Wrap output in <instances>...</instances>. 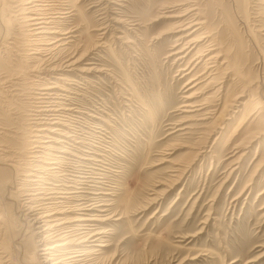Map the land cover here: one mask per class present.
Here are the masks:
<instances>
[{
    "label": "rangeland",
    "instance_id": "obj_1",
    "mask_svg": "<svg viewBox=\"0 0 264 264\" xmlns=\"http://www.w3.org/2000/svg\"><path fill=\"white\" fill-rule=\"evenodd\" d=\"M9 1L0 0L5 16L0 32V180L9 187L22 182L20 174L35 159L32 114L45 116L46 111L36 110L54 107L61 128L74 137L71 144L51 143L65 145L67 154L45 151L61 154L62 168L70 174H89L97 167L93 174L99 178L84 185L80 202L111 204L110 218L97 224L107 244L98 264H264V164L259 166L264 136L246 150L234 149L245 129L256 126L264 114V106L256 107L260 99L264 102V0H193L195 12L205 21L195 34L209 33L232 61L228 71L221 68L217 81L207 84L206 66L195 60L196 48L183 59L179 57L185 52L174 54L182 45L176 38L185 31L171 32L175 19L166 11L175 8L177 0H104L101 6L82 0L77 5L81 13L69 20L75 30L70 45L80 55L94 43L80 63L82 68L90 61L98 71L91 73L49 70L60 69L64 62L58 59L71 51L54 54L57 62L36 64L29 34L20 19L10 15ZM187 71L206 74L200 76L204 82L199 89L189 90L195 82L185 85L191 77ZM60 72L67 80L55 78ZM220 81L221 95L242 93L231 107L228 126L207 138L196 132L181 135L175 124L186 123L189 113L180 106L191 99L217 104ZM55 82L58 97L36 98L45 91L38 88ZM241 102L248 103V113L258 112L233 138L244 113ZM242 152L246 155L239 159V169L230 174ZM86 155L100 161L85 167L84 159L76 156ZM6 158L18 168H8L5 163L12 161ZM173 163L191 167L183 175L175 172ZM9 187L0 191V240H9L0 264H50L42 262L43 243L22 216L29 209V191Z\"/></svg>",
    "mask_w": 264,
    "mask_h": 264
},
{
    "label": "bare ground",
    "instance_id": "obj_2",
    "mask_svg": "<svg viewBox=\"0 0 264 264\" xmlns=\"http://www.w3.org/2000/svg\"><path fill=\"white\" fill-rule=\"evenodd\" d=\"M81 1L82 0H76V3H72L73 0H10L9 1L8 6L11 8L10 15L12 17H15L16 19L19 18L22 25L26 28V31L29 34L30 38L28 41L30 43V47H31L30 49H32L31 50L32 52L30 53L33 54L32 59L36 60L35 62L36 64L40 62H44V63L57 62V59L54 58L55 55L57 56V54L61 55L66 53L67 51H71L67 55L63 56L61 59L60 58L58 59L59 62H64V64L60 66L61 67L60 69H56V67H54V68H49V70L50 69H52V71L77 70V71H82L83 73H91L96 71V68H94L91 65L92 63L90 61L88 63H85L86 65L82 66V68L80 67L81 66L80 63L83 62V60H86L85 56L88 55V50L91 47H94V43H91V45H89L87 49L84 50L80 55H78L79 54L78 51L74 53V50L70 45L71 42L73 41L71 39L75 37L74 35L75 30L73 29V27L68 26V24L72 15L78 14L77 11L81 13V9H78L77 7V5L81 3ZM177 1L178 4L172 6L175 8L166 11L167 17H172L173 19H175L174 25L172 26L173 29L171 32L185 31V33L180 34L176 38L177 43L182 41V45L180 49H178V51L174 52V54L185 52L184 54H182V56L179 57L180 59H183L185 58L186 54L189 51L192 52L196 48L198 55L197 57H195V60L203 61V63L206 66L205 68L206 71L204 70V73L207 72V76L205 77L207 78L206 80L208 79L209 80L205 84L210 83L212 80L217 81V77H216V73H218L217 71L220 70L221 68L223 71H228L231 65L230 62L232 61L228 57H225V55L220 51V49H217L216 43L214 40L210 39L211 35L209 33L200 32L198 33V36L195 34L198 31L202 30L205 24V21H201L202 18L199 17L200 13L195 12L197 8L195 6L196 3H192L193 0H177ZM95 2H97L98 6H101L104 0H95ZM12 5L14 10H12ZM1 10L2 8H0V32L5 17V16L3 17ZM101 10L102 8L100 7L99 11ZM195 15L197 17H194ZM192 27L195 28L191 29ZM102 29L104 28L102 27ZM94 30H101V29L98 28ZM201 42L203 43L201 44ZM222 57H224L223 60H221ZM205 66L203 65V67ZM36 67L37 66H35L34 69H36ZM187 69L188 67L182 70H187ZM191 72L192 71L189 72L187 71L185 74H191ZM197 73L196 74L192 73L193 75L191 74V77L188 78V81L185 84V85H189L195 82L189 87V90L191 88H194L195 90L199 89L202 86L201 82H204V81H200V78L204 73L200 75H197ZM58 74H60V76L55 77L56 79L67 80V77L64 76L65 75L64 73L60 72ZM238 75H239L238 78L241 79L240 72L238 73ZM221 82L223 81L217 83L220 84V86L215 90V91L220 90L218 91L220 92V95H218L217 104L211 105L210 102L198 103L196 101L194 102V100L191 99L192 101L188 100L187 103H184L183 105L180 106L185 108L183 112L189 113L186 115V117L188 118L185 121L186 123H183L184 121H180L177 124H175L174 128L179 127L176 130L181 132V135L194 134L196 132L199 135H201L200 137L203 136L204 138H207L212 136L214 133H220L219 131L220 129H223L225 126H228L227 120L233 117L232 115L233 109H231V107L235 106L234 101H238L239 100L238 98L242 96L241 95L242 93H237V94L235 93L232 96H228L227 93L221 95V91H222L221 89L223 88ZM58 87L59 85L57 84V82H55V84L52 85H45L43 87H40L38 89L45 91L39 92V94H44V95H42L43 97L38 96L36 98L49 99L52 98L53 95L58 97V93L55 92V90H57ZM188 96L189 97H186L187 99L191 98V94H189ZM262 97H264L263 92H262ZM263 103H264L263 100L260 99L257 102V104H259L260 106H256V107L263 108L264 106ZM240 104L244 107V113L242 117L239 119V123L234 128V132H232L233 138L237 131L245 127V123L250 118V116L258 112L255 111L254 113L252 112L248 113L249 109L247 110V108L245 107V105L248 103L241 102ZM36 111H41V112L46 111V112L43 113L45 114V116H41L40 112L38 114H32L33 115L32 119L34 124L33 128L35 133L33 132L34 139H32V141L34 143V146L32 147L33 149L31 150V153H34V155L31 156L35 158L33 159L34 162L29 163L31 166L29 167L28 170L24 169L23 172L21 171L22 173L20 175L24 176V178L21 179L22 182L15 183L14 184L15 186L9 187L7 186L5 180L3 181L0 180V191H3V188L4 190H7L8 187L9 189L10 188L12 189L14 187L19 191L22 190L25 192L29 191L28 193H25V195H27L25 202L27 203L28 208L30 210L27 209L28 212L26 214L24 215L22 213L21 214L22 216H27L28 224H29L28 229L30 227H33L34 236L38 238V242L43 243V248L40 249L43 251L42 254H44L43 255L44 259L42 260V262H48L50 264H98L100 258L99 255L102 253L101 249L107 244H105V241L101 236L102 232L98 230L97 224L100 222H104L110 218L111 215L108 216L107 214V210L109 208L107 207V205H111V204L105 203L102 205H98L100 204V202L97 204L92 202L93 204H91V206H84L82 205L83 202H80L84 198L82 197V195H79L85 192L83 189L85 188L84 187L85 184H87L88 182H92L95 178H99L97 176H94L93 174L95 173L94 171L95 169H97V167L92 166L94 171H90L89 174H81V175L79 174L77 175L75 173H74L75 175L70 174L69 172H67V169L62 168V166L65 163L62 160V158L64 157H62L61 154L55 155L54 153L53 154L47 153V151L45 150L50 149L55 152L58 151L66 154L69 153L68 148L65 145L60 147L56 146L57 147L56 148L51 143L55 142L60 144L61 143L71 144L69 140L72 139L74 135H70L67 131H65L64 128H61L63 122L60 121L61 118L57 116L58 114L54 112V111L57 112L58 109H55L54 107L53 108L50 107L48 109L43 108ZM48 115L49 116L52 115L53 117L47 118ZM257 120H258V116H257ZM252 126H250L252 128L245 129L244 134L242 133V135L239 137L240 139H238L237 142L235 143L234 149L240 148L246 150L247 148H249V145L252 142L258 141L260 138L262 139V136H264V114L260 117V120L257 123V125L256 126L252 125ZM197 150H199V148ZM199 153L200 152H198V154ZM48 154L53 156L52 157L48 156ZM244 155H246V152H242L239 156L237 155L238 160L232 163L231 171L229 172L230 174L236 171L237 169H239V165H238L239 159L242 158ZM39 157H41L42 159H39ZM76 157L84 159L81 161H82V165L85 167H91L89 164L91 161H96V162L100 161V159L93 158L92 156H88V155L76 156ZM5 161L13 162V163L12 162L5 163L8 168L10 169L18 168L17 167L18 164L16 165V162H14V160L6 158ZM261 162L262 163L259 164V166L264 164V161ZM173 164L176 165V167L174 168L175 172L178 173L180 172L183 175L191 167L190 165H188L190 163H188L187 165L179 164V163H173ZM182 174L180 176H182ZM180 176L178 177L180 178ZM58 177H60L59 180L56 179ZM76 177H82V178H76ZM75 200L76 201L78 200L79 203L73 204ZM21 214L19 215L20 217ZM22 224H24V222ZM94 225L96 226L94 227ZM12 231L13 229L11 228V232ZM5 241L6 240L4 239L0 240V248H1L0 259L4 258L2 253L6 252L5 248H7L6 246L9 243V240L6 241L8 242L7 244ZM92 255L93 256L95 255L94 259H91Z\"/></svg>",
    "mask_w": 264,
    "mask_h": 264
}]
</instances>
